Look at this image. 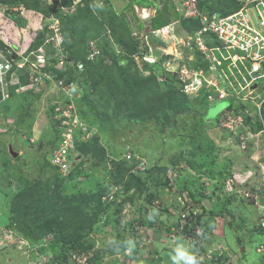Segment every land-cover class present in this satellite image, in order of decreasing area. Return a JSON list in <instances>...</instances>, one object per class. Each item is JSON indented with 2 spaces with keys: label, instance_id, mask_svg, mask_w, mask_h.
Listing matches in <instances>:
<instances>
[{
  "label": "rangeland",
  "instance_id": "374dc122",
  "mask_svg": "<svg viewBox=\"0 0 264 264\" xmlns=\"http://www.w3.org/2000/svg\"><path fill=\"white\" fill-rule=\"evenodd\" d=\"M3 1L0 3H4ZM39 1L42 7L55 8L59 5L58 0ZM159 2L161 5L163 4L162 0H96L93 10L94 19L97 21L95 24H101L105 29L104 32L97 31L95 35L87 39L86 43L80 39H71L72 44L81 46L86 51L87 60L94 61V63H98L112 51L114 57L109 59L106 65L117 80L114 78H110V80L113 81L115 88L116 86L122 88L123 95L119 96L118 100L129 102V104L118 107L116 102L103 103L99 101V96L90 89L91 81L88 78L82 80L81 74L84 72L82 70L84 68L78 69L81 65L77 64V66L74 65L76 68L74 74L76 75L70 76L69 82L67 78L62 79L69 86L65 87L58 80L49 86L48 78H44L41 85H34L30 81L28 86H24L26 91L22 88L18 91V93L23 91L21 93L25 95H21L23 99L20 102L13 101L7 110L0 109V237L4 236L0 241V264L57 263L61 244H54V239L59 234L56 232L46 234V231H40L39 234L34 232L32 238L29 239L26 238L28 236L26 232L18 230V228H9L11 223L17 222L13 216L19 218L20 213L24 211V205L18 202L23 203L26 200L25 202L30 203L32 198H34L35 205H41L39 211L47 213L48 218L37 220L35 215L32 220L27 215L28 221L25 224L29 228L39 227L40 229V223L49 219L53 222L56 218L61 221H70L72 224L76 221L84 232L95 211L98 210L99 215L93 232L82 241L91 249L86 251L80 248V250L72 252L68 263L65 264H92V259L96 258L97 251L100 252L98 264H186L180 258L182 251L194 255L197 264H263V255L257 252V248L264 244V231L260 228L263 211L254 205L258 201L244 199V192L251 191L252 186L260 185L261 172L259 171L257 176L253 175L257 182L253 179V183L250 181L246 186L242 184L246 182L249 175L246 176L244 173L246 167L251 168L256 165L254 158L262 159L264 157V137L262 135H257V138L251 137L247 128L241 133H235L240 139L242 135L245 136L246 147H250L246 149L243 144L235 142L236 136L230 137L229 134L227 136L222 134L218 124L224 123L225 116L223 115L229 113L227 106L229 100L218 101L214 96L209 99L210 94L206 88H203V91L197 89L196 92L185 88L188 92L186 94L183 90L184 85L178 81L180 79L178 74L173 75L176 78L174 83L187 96V101L183 100L185 106L181 110L179 108L174 110L170 105H152L150 102L145 106L134 105L130 101L133 96L126 86L125 79L118 73L116 74L112 68H125L130 56L124 50L123 43L116 41L111 30L115 13L118 14L119 21L130 18L128 21L129 23L132 21L131 35L135 32L142 33L146 29L145 25L151 26L149 23L152 20L158 22L159 26L170 23L163 15H157L152 6L148 7L151 16L144 22L136 18V12L139 14L142 10L141 6L156 5ZM6 5L10 11L21 8L25 13L23 15L20 10L18 13L6 12L0 5V36L10 45H20L18 52H24L27 56L29 54H27L29 48L27 43L29 45L31 42L26 43V39L34 40L39 33H44L49 39H52L56 36L57 28H59L60 32L64 34L62 21L54 15L45 17L44 13L41 14L34 9L30 11L22 3L13 6ZM78 8L82 10L81 8L84 7L78 6L75 10L69 9L68 12L76 11V17L81 27L85 24L91 27L90 20L83 17ZM173 8L174 6H172V11L175 13ZM70 27L71 25L66 22L64 29H70ZM171 27L172 35L179 39V34L173 33V29L178 28L173 25ZM155 28L156 26L153 25L152 29ZM164 33H166V29ZM157 34L163 35L162 32ZM94 36L97 37L94 38ZM134 38L135 36L132 37V39ZM144 39L141 35L135 40L139 51L136 53L142 62H144L142 59L144 55L159 57L162 56L159 52H162L163 49L168 51L174 49L176 55L180 54L183 49L182 46L173 47V42L169 43L167 48L161 47L158 38L153 41L146 39L149 43V47H146ZM25 43L28 48L22 49L21 47ZM44 50L47 51V55H42L43 57L40 58H47V56H51V51H54L41 48L33 51L36 52L35 58ZM93 50L97 53V57L92 54ZM53 53L52 58L63 59L69 67H71V63L73 65L70 58L66 57V52L60 51L59 55ZM61 54L63 55L61 56ZM224 55H227L226 52ZM138 62L141 64L138 71L142 79L138 80L140 88L134 86L135 94L140 89L154 84L155 77L157 83L161 81V84L159 83L161 92L168 93L169 88L165 80L171 81L170 72H166L163 67L156 66L157 64L148 65ZM170 62L173 65L172 60ZM201 62L202 60H199V63ZM38 66L47 70L42 64H38ZM243 68L241 66L236 73L227 75H232L238 80L232 79L231 84L236 91L233 92L231 89L230 94H246L251 99V96L255 95H251V91L248 89L245 91L248 77ZM134 73L138 74L135 70ZM53 79L55 80L52 75L51 80ZM224 79L226 80L227 77ZM110 80L108 79V81ZM262 83L264 80L260 81V84ZM192 88L195 89V87ZM29 90L33 92L26 95ZM258 96L259 93L255 97ZM113 101L115 100L113 99ZM91 102H96L95 104L98 106ZM85 110L87 111L85 112ZM87 112L91 114L89 117ZM7 115L8 117H6ZM49 115L54 117V125L56 124L59 130V132L57 131L60 133L59 137L71 138L69 143H72V146L68 147L69 153L66 160H70L72 170L75 168L78 171L76 182L71 180L73 173L71 169L68 168V172H63L61 167L53 162V153L57 149L55 147L57 142L55 141L56 132L48 124ZM65 124L69 125L68 129L60 130ZM78 139L84 141L77 142ZM89 139H93L91 144L94 145H92L93 148L89 147L90 151L85 153L84 147L82 149L75 147L77 143H84ZM10 147L18 153L17 158L10 154ZM216 148L220 166L225 165L221 162L227 159L231 160L232 166L229 165V171H224V173L232 172L233 176L223 182L224 190L214 198L216 212L209 215L205 213V219L209 220L207 223L209 233L202 237L201 247L197 248L181 234V228L186 223L182 216L186 215L187 217L192 211L203 213V209L201 204L195 205L189 195L183 196L185 191L182 189L190 180L197 177H201L200 183L207 187L203 191L205 195L210 194L209 186L215 185L216 182L220 184V181L211 180L207 175L214 171L215 164L212 160ZM121 161L130 164L136 162L133 165L134 173L144 171L147 167L156 169L154 171L156 182L149 179V189L143 188L141 196H135L133 203L119 204L122 197L115 200L125 183L124 185L110 186V193H105L98 203L84 205L78 212L74 211V207L78 205L76 202L68 205V201L62 199L63 197L71 199L77 195L89 196L102 187L104 188L110 181L109 171L112 170L115 163ZM223 167L225 168L227 165ZM175 169L183 171L184 176L181 175V179ZM56 172L64 179L61 180ZM198 173H202L203 176ZM159 179H162L165 188H159ZM238 179L241 181L239 182ZM124 180L127 181V177ZM228 180L230 181L228 182ZM227 184L229 185L227 186ZM231 190H235V192H229ZM150 191L154 194L165 192L166 196L158 194V198L160 199L162 196L163 201L149 203L144 198L147 193H151ZM259 191L261 192L262 189L260 188ZM23 193L24 196L21 195ZM131 193H135V190L133 189ZM174 195H178L177 201L181 199L185 209L182 210L175 205ZM113 198L116 202L110 204L111 201H114ZM261 201L264 203L263 197ZM159 203L161 207L162 204L163 206L167 205L168 212L160 215L161 209L156 207ZM55 204L56 207H54ZM195 206L197 209L194 208ZM14 208L16 209L15 214H13ZM27 214L29 213L27 212ZM157 215L161 216V223H157L155 227L150 226L149 223L153 221V216ZM172 224L176 227L173 228L174 232H171L172 228H169L170 235L165 228Z\"/></svg>",
  "mask_w": 264,
  "mask_h": 264
},
{
  "label": "trees",
  "instance_id": "16d2710c",
  "mask_svg": "<svg viewBox=\"0 0 264 264\" xmlns=\"http://www.w3.org/2000/svg\"><path fill=\"white\" fill-rule=\"evenodd\" d=\"M3 2L5 4L10 5V6L22 3L30 11H31V9L37 10L38 12H41V14L44 13L45 17L54 15L55 17H57L58 19H60L62 21L63 33H64L63 39L65 42V45H63V47H65L67 52L69 53L68 57L73 62V65L71 63V67H69L66 71H62L60 69L58 70L59 60L51 57L52 53L55 52V50L51 51V53H50L51 59H50V61L47 60V63L44 65L45 69H47L48 71L54 72L53 76H54L55 80L51 81V82H47V84L49 86H52L54 84V82H56V80L63 81L64 80L63 78H67L68 82H69L70 76L72 77L73 75H76V74H74L75 73L74 70H76L74 65L77 66V64H80L81 66L78 69L84 68V69H82L84 72H82V74H81L82 80L88 78V80L91 81L90 82L91 85L89 84L90 89H92V91L95 92V94H97L99 96V101H101L103 103L116 102L117 103L116 106H118V107L126 106L127 104H129V102H122L123 100L122 101L118 100L119 96L123 95L122 88H118L117 86L115 88L113 81L110 80V78H114L115 80H117L116 77L111 73V71L109 72V69L106 65L107 62L109 61V59H113V57H114L112 51L110 52V54L108 56L103 57V59H101V61H98V63H94V61L91 62V61L87 60V53L85 50H83L81 48V46L74 45L71 43L72 38L77 39V40L80 39L84 43H86L87 39L92 37L93 35H95V33L97 31L98 32H104L105 29L101 26V24H99V25L95 24V22H97L94 19L95 16H94V11H93L95 6H96L95 0L87 1L86 4L83 6L84 8H81L82 10L79 9L80 7L78 8L82 12L81 13L82 16L90 20V23L92 25L91 27H88L87 24H85L83 27H81L79 25V20L76 17V12L74 13L75 14L74 15V14L69 13L67 9H64V7L71 6V0H62L64 7H60L58 5L55 8H51L49 6L42 7V6H40L39 0H4ZM162 2H163L162 5L159 2L156 5H153V4L147 5V7L152 6L155 9L157 15H159V14L163 15L170 22L178 19L179 16L176 15L172 11V6H173L172 1L171 0H162ZM199 5L203 11L206 10L207 12L212 13V14L216 13L219 15H228V14H231V13L239 10L244 5V2L239 1V0H200ZM117 15L118 14L115 13V15L113 16V17H115V19H113L114 23H113V27L111 26V30L113 32V35H115L116 41L119 43H123V47H125L124 50L127 51V54L133 55L134 53H136L138 51V47H137L138 45L135 42L136 39L135 38L132 39V37H131L130 25L132 24V21H130V23H129V21L126 20V18L124 19V21H119L120 18H118ZM66 22L68 25H71L70 29H66V28L64 29ZM22 24L25 25L24 22H22ZM153 25H155L156 28L162 27V26H159V23L156 22L155 20H152V26ZM163 26H165V25H163ZM182 26H184L190 32H193L194 30L201 27L199 22L191 21V20L182 21ZM66 31H67V34H66ZM96 37L97 36H94V38H96ZM47 38L48 37L46 36V34L39 33L37 35L36 39L34 40V42L29 47L27 53L32 52L34 50H37L39 47L44 45ZM158 43L163 45V43L160 41H158ZM0 47L1 48L5 47L4 42L1 39H0ZM51 47L52 46L49 45L47 48L53 50ZM139 50H140V45H139ZM81 60L85 64H83ZM198 60H201L200 55H198ZM65 64H67V63H65ZM146 64H148V63H146ZM156 66H158V65H156ZM263 67H264V65H263ZM112 68L114 69L116 74L118 73L119 76H121L122 78L125 79V82L127 83L126 86L131 91V94L133 96L132 97L133 99L130 100L132 104L139 105V106H145V105H148L150 103L152 105L163 104V105L172 106L173 107L172 109H174V110L178 109V108L181 110L183 108V106H185L183 100L185 99L187 101V96L182 92V90L180 88L177 87L178 85H176L174 83L175 78L173 76L170 77L171 81H167V84H166V85H168V88H169L168 93H162L161 92L159 82L157 83L156 77H155L154 84H151L149 87H144L143 89H140V91H138L135 94V89L137 88V86L140 88V86H139L140 82H138V80L142 79V77H140L139 71H138V66L134 62V60L131 58V56H129L128 64L126 65L125 68H119V69H118V67H112ZM134 70L137 71L138 74L134 73ZM22 76H21L22 77L21 84L11 88V90L9 91V97L7 99L2 101L1 96H0V105H1L0 109L5 108L7 110L10 103H12L13 101L20 102V100L23 99L22 96H25L24 93L23 94L21 93L23 91L18 93V90H20L22 88V90L26 91V87H24V86L29 85V77L27 75H25V76L22 75ZM108 79L110 81H108ZM73 80H74V77H73ZM148 81H150V80H148ZM62 83L65 87L69 86L67 82L65 83V81H63ZM27 92L28 93H26V95L32 93L33 91L29 90ZM113 99L115 101H113ZM227 100H229L227 103L228 109L231 110L232 112H235V113H238L239 111L244 112V110L246 108H248V107L250 108L249 103H244V102H242V101H240L234 97H229V98H227ZM95 103L96 102H91V104H93V105ZM96 106H98V105H96ZM86 111L87 110H85V112ZM86 114L88 115V117L91 115L88 112ZM262 114L264 117V104L262 106ZM229 115H230V113L224 114L223 116H225L224 118L226 119V118H228ZM243 116H244L245 124L250 127V130L252 132L258 133L262 130V124L260 123V121L253 123L254 118L247 117L245 114H243ZM6 117H8V115ZM48 120H49L48 124L50 125V127L52 126L56 132L55 133V141L57 142L60 139V137H59L60 133H58L59 130L57 129L56 124L54 125V117L52 118L49 115ZM219 124H221V123H219ZM219 124H218V126L220 127ZM92 140L89 139V140L85 141L84 143H77V145L75 147H77L79 149L80 148L82 149L84 147V152L86 153V151H90L89 147H92V145H93V144H91L93 142ZM79 141L80 140L78 139L77 142H79ZM235 142L240 144V141L238 139H235ZM248 148H250V147H248ZM215 151L216 152H214V157L212 160V162L215 164V168L213 169L214 171L212 173H209L207 175L209 176V179H211V180H217L218 182L220 181V184H217V182H216V184L213 185L212 187H210V188L208 187V190H210V194H208V195H210V196L205 195L203 193V191L205 190V188L207 189V187H204V185H202L200 183L201 177H197V178H194V180H190L187 183L186 187L184 189H182V190L188 192L189 198L192 200V202L195 205L201 204V208L203 209V213H197V211L196 212L192 211V213L186 217L187 224H185L184 230L182 233L185 236V238H187V239H188V237H194L195 241L193 242V244H195V247H197V248L201 247L202 240H203L202 237L206 236L209 233V229L207 226V223L209 222V220L205 219V217H206L205 213L207 215H209L211 213L213 214L216 212L217 209H216V206L214 204V198H216V196L219 194V192H222L224 190V183L223 182L227 178L233 176L232 172L231 173H228V172L224 173V171H229V168H230L229 165H231V163H232L231 160L227 159L226 161L221 162V164H225V165H227V167L224 168L223 166H225V165L220 166L219 165V159L217 156V148ZM263 160H264V157L260 161H263ZM134 164H136V162H134L133 164H130L126 161H121V162L115 163L114 166L112 167V170L109 171L108 176L110 178V181L108 182V184L106 186H104V188L102 187L101 189H99L100 191L98 190L100 193L98 191H96L94 193H91V195H89V196L77 195V196L72 197L71 199H68L65 197H63L62 199L65 201H68V205H71L72 202H76L78 205H76L74 207V211L78 212L79 209L81 207H83L84 205L88 206L89 204H92L93 202H94V204L98 203V200L99 199L101 200V198L103 197V195L105 193H110V186H113V185L119 186L120 184L124 185V183H125L123 189L121 191H119L115 200H117V198H119V197H122V199H120V201H119V204L133 203L135 196H137V195L139 197L141 196V190H143V188L149 189L148 188L149 179H151V181H153V182H156L155 181L156 176L154 173V171L156 170V169H154L155 167H153V168L147 167L144 171H136L134 173L133 172V165ZM248 168L249 167H247L246 170ZM70 169L72 170L73 168L70 166ZM175 171H176L177 175L179 174L178 175L179 179H181V175L184 176V173L182 170H181V173H178L177 169H175ZM72 172L73 173L71 175V180L76 182L78 171H77V169L74 168V170H72ZM195 174H197V173H195ZM198 174H200V176H203L202 173H198ZM56 175L58 177H60L61 180L64 179L60 176V174L58 172H56ZM125 177H127V181L124 180ZM198 178H200V179H198ZM197 180H199V181H197ZM158 184H159V188H165L164 183L162 182V179H159ZM246 185H248V184H245L243 186H246ZM133 189L135 190V193H131V191ZM156 194H154L153 192L147 193L144 200L146 202L152 203V202L160 201V200L163 201L162 196H160V199L158 198V194H162V195L164 194L163 196L164 197L166 196L165 192L164 193L157 192ZM21 195L24 196V193ZM142 196H143V194H142ZM174 197H175L174 200L176 201L175 205L182 210L185 209V206L182 205L181 200L177 201L178 195H174ZM21 199L24 201L23 198H21ZM33 199L34 198H32L30 203L25 202L26 200L23 203L18 202L19 204L24 205V211L20 213L19 218H16L17 216H15V215L13 216V218L17 222L11 223V225H9L10 226L9 228H18V230H22L23 232H26V234L28 236L27 237L25 236V237L29 238V239L32 238V236H33L32 234L34 232H37L39 234L40 231H46V234L50 233V232L51 233L56 232L57 234H59L54 239V244H58V243L61 244V247H60L61 249L59 251V255L57 258V263H55V264L68 263V260L71 256L72 252L80 250V248L83 250H86V251L91 249V247L86 246V244L82 243V241L85 237L89 236L91 234V232H93L94 224L97 222L98 215H99L98 210L95 211L92 219H90V221L88 223V227L86 228V231H84V232H83L82 227L80 226V224L78 222L74 221L72 224V222H70V221H67V220L61 221V219L57 220L56 218L53 222H52V220L49 219L48 221H46L44 223H40V225H39L40 229H39V227L38 228H29L25 224L28 221L27 215L29 217H31L32 220L34 219L35 215L38 218L37 220H44V219L48 218L47 213H42L39 211L41 205H38V206L35 205L34 204L35 201H33ZM205 199H208L212 203V209L211 210L207 209V207L203 204V201ZM113 200H114V198H113ZM115 200L113 202L111 201L110 204L116 202ZM54 207H56V204ZM156 207L161 209L159 212L160 215L163 214L164 212H168L167 205L163 206V204H162V207H161V205L159 203L156 205ZM194 208L197 209L196 206ZM15 211H16V209L14 208L13 214H15ZM27 212L29 214H27ZM160 215L159 216L158 215L153 216L154 219H153V221H151L149 223V225L155 227V226H157V223L158 224H159V222L161 223V221H160L161 216ZM163 225H164V222H163ZM159 227L161 228L160 225H159ZM168 227L172 228V227H176V225L173 224V225L168 226ZM165 229L171 235L170 229L169 228H165ZM197 229H200L202 231V235L196 234ZM99 253L100 252L97 251L96 258L94 257L92 259V264H98Z\"/></svg>",
  "mask_w": 264,
  "mask_h": 264
},
{
  "label": "built area",
  "instance_id": "2783aa9c",
  "mask_svg": "<svg viewBox=\"0 0 264 264\" xmlns=\"http://www.w3.org/2000/svg\"><path fill=\"white\" fill-rule=\"evenodd\" d=\"M58 1L62 2V0ZM87 1L89 0H71V6L64 7V9L75 10V8L78 6L83 7ZM174 2L178 4L176 5V11L179 13V16L181 15L186 19H198L202 24V27L200 29L198 28L194 30L193 34L187 37V39L182 38V30L180 28L177 31L176 29H173L174 32L176 31L179 34V40L182 42L180 45L186 44L190 46L186 48V50L180 51V53H192L194 54L195 58L200 55L202 62L204 64H208L207 69L205 68V65H203V67L206 69V76L215 81L213 82L205 80L202 76L193 77L184 71V68L172 69L170 60L173 59V57L163 59L164 55H168L167 49L163 50L164 55L162 54V56L159 57L153 55H144L142 57L143 61H152L154 63H158L160 60H162V67L164 69L165 67L167 68L165 69L166 72L174 73L176 75L178 74L180 79L198 83V89L200 91L203 88H206L210 94L208 96L209 99H212L214 96V98H217L218 101L226 100V97L229 96L230 92L232 91L229 90L231 89L230 86L225 87L221 85L222 82L227 80L219 79L220 76H227L228 74L236 73L241 66H246L247 62L251 63L252 59L264 58V0H246L244 5L237 13H233L222 18H217V16H214L213 19L202 15L203 12L199 8L200 0H174ZM165 29L166 33H163L165 39L162 38V40H167L172 36V30L170 31L168 28ZM152 33L156 34L154 32ZM0 39L5 45L4 48L0 47V96L2 101L9 97V91L12 87L21 84L23 77L22 75H27L29 77V83L31 81L34 85H41L44 81V78H48V82L54 81V79L51 80L53 75L52 72L44 70V68L42 69V67H39L37 63L33 62L38 61V63H45L46 60L51 59L50 56H47L46 59L40 58L42 55H45L42 54L37 58L34 57L31 59V57L26 56L24 52L18 53L16 50L13 51V46L4 40L3 37L0 36ZM215 41L217 42L215 43ZM48 42H51V40ZM223 42L226 44V47L224 46ZM54 44H59L61 47H63L62 39L60 37L55 41ZM211 44L213 46L208 48V46ZM196 46H198L199 49L196 48ZM62 50L63 48H60L56 49L55 51L60 52ZM225 50H235V53L243 55V57H241V59H235V55L225 56ZM15 53L18 56L16 60L13 59V55ZM215 53H218V55ZM29 54H32V52ZM62 55L63 54H61V56ZM205 55H207V58ZM20 56L23 57L20 58ZM139 61L142 63V60ZM223 62H229L231 65L223 64ZM137 64L141 66L139 62ZM257 67H259V65L253 66V68ZM68 68L69 66L66 65L60 58L58 69L66 71ZM250 73H252V71H250ZM211 75L212 77H210ZM263 76L264 75L259 76L258 78ZM253 79L251 81H253ZM62 82L63 81H60L61 84ZM186 88L193 90L194 92L197 91V88ZM231 113L232 114L228 119H232L233 112ZM228 119L224 124L225 128L227 127L232 129L234 126L232 127L231 123L237 124L240 122L239 118H234L232 122H229ZM68 127L69 125L65 124L62 126V128H60V130H67ZM69 140H71V138H64L62 144L57 145V149L54 152L53 162L60 166L63 172H68V162L66 161V156L68 155L69 151L68 146L66 145L69 144ZM254 159H256L255 162L258 163L261 169L260 184L262 189H264V160L260 161L261 159ZM248 174V178L252 177L251 175H253V172H249ZM255 199H257V196H255ZM258 206L264 210V205L258 204ZM182 217L186 222L185 224H187L186 215H183ZM261 224L264 230V219L262 220ZM184 226H182V230H184ZM201 232L202 231L200 229L196 230L197 235H199ZM189 240L194 242L195 238L189 237ZM258 252L264 255V244L259 246Z\"/></svg>",
  "mask_w": 264,
  "mask_h": 264
},
{
  "label": "bare ground",
  "instance_id": "6f19581e",
  "mask_svg": "<svg viewBox=\"0 0 264 264\" xmlns=\"http://www.w3.org/2000/svg\"><path fill=\"white\" fill-rule=\"evenodd\" d=\"M3 0H0V2H2ZM172 1V0H171ZM246 1V0H245ZM250 1V0H249ZM173 6H174V11H175V14H179L177 11H176V5H178L177 3H175L174 2V0H173ZM0 5L4 8V11H6V12H19V10H20V13H22L23 15H25V13H24V10H21V8L20 9H13V11H10V9H9V7H7V5L6 4H4V3H0ZM59 6L60 7H64L63 6V2H59ZM26 8V7H25ZM199 8H200V5H199ZM140 9H142L141 10V12L138 14L137 12H136V18H138V19H141L142 20V22H144V20L145 19H147V18H149L150 16H151V11L150 10H148L149 8L147 7V6H141L140 7ZM200 10L203 12L202 13V15L203 16H207L208 18H211V19H213V17L214 16H217V18H222V17H226V16H229V15H231V14H233V13H237L239 10H237V11H235V12H233V13H231V14H228V15H219V14H212V13H209V12H207L206 10H202L201 8H200ZM139 11V10H138ZM76 12V11H75ZM75 12H73V13H71V14H74ZM156 12V11H155ZM1 15V14H0ZM5 15V14H4ZM144 15H148L147 17H144ZM21 16V15H20ZM179 16V15H178ZM153 18V17H152ZM193 18H195V17H193ZM130 18L128 17V20H129ZM184 20H191V21H196V22H199V24H200V26L202 27V24H201V21L200 20H198V19H186V18H184L183 16H179V18L178 19H176V20H173V21H171L169 24H167V25H165V26H162V27H160V28H155V29H152V22H150L149 24L151 25V26H146L145 25V30H143V32L142 33H138V32H135V34H132L131 36L132 37H134V36H136L135 37V39L139 36V37H141V35H143V37L145 38L144 40L146 41V39L147 40H157V38L163 43V45L161 46V47H165V48H167V45L169 44V43H171V42H173V47H183V49L182 50H186V48H188V47H190L189 45H186V44H181V45H176V44H180V40L178 39V38H176V36H171V39L169 38V39H167L169 42H166L165 40H162V38L163 39H165V36H164V34L163 35H158L157 33L158 32H162V33H164V31H162L163 29H165V28H168L170 31H171V29H172V27H171V25H173V26H175V27H177L178 29L180 28L182 31L183 30H185V31H187V33H188V36L187 37H189V36H191L192 34H193V32H190L189 30H187L184 26H182V21H184ZM200 27V28H201ZM199 28V29H200ZM178 29H176V31L178 30ZM175 31V32H176ZM181 31V32H182ZM152 32H154V33H156V34H153ZM174 32V33H175ZM144 33V34H143ZM141 34V35H140ZM155 35V37H153ZM171 35V34H170ZM182 36V35H181ZM60 38H62L63 39V37H60ZM183 38V37H182ZM187 39V38H186ZM50 40V39H49ZM64 40V39H63ZM217 41H215V43H216ZM224 43V42H223ZM49 45H51L52 47H53V49L54 50H56V49H60L61 48V45H59V44H51V42H48V41H46L45 42V44H44V47H48ZM13 46V48H12V50L13 51H19V48L18 47H20V45H12ZM145 46L146 47H149V43H148V41H146V43H145ZM213 45L211 44L210 46H208V48H210V47H212ZM224 46L226 47V44L224 43ZM196 48H198V46H196ZM144 49V48H143ZM177 49V48H176ZM199 49V48H198ZM163 50H166V49H163ZM178 50V49H177ZM93 52L94 53H92V54H94L95 56L94 57H97V53L93 50ZM224 52H226V54L227 55H235V59H241V57H243V55H240V54H238V53H231V52H235V50H228V51H224ZM18 53H20V52H18ZM29 53H31V52H29ZM159 53H161V54H163V51L162 52H159ZM28 54V53H27ZM54 54H58L59 55V53L57 52V51H55L54 52ZM137 54L138 53H134L133 55H130L131 56V58L134 60V62L137 64L138 63V61H139V59H138V57L139 56H137ZM215 54H217L218 55V53H215ZM15 55L17 56V54L15 53ZM164 55V54H163ZM172 55V56H171ZM27 56H29V57H31V59H33L35 56H36V52H33L32 51V54H28ZM89 56V55H88ZM143 56V55H142ZM23 56H20V58H22ZM43 57V56H42ZM66 57H68V55H66ZM164 58H172L173 57V59H171L172 60V62H173V65H171V67H172V69H181V68H184V71H186L189 75H191V76H193V77H198V76H202L205 80H209V81H215V80H213V79H211V78H208L207 76H206V74H205V71H206V69L199 63V60H198V58H195V56H194V54H192V53H187V54H174V49H171V50H169L168 51V55H164L163 56ZM205 57L207 58V55H205ZM209 57H211V56H209ZM17 58H18V56H17ZM16 58V59H17ZM37 58V57H36ZM212 58V57H211ZM14 59V58H13ZM15 59V60H16ZM46 59V58H45ZM264 58H260V59H252V61H251V63H249V62H247V65L246 66H243L244 68V71H245V73H246V76L248 77V84H247V86L245 87V91L248 89L249 91H251V95H257L258 93H259V96L258 97H255V96H251L252 98L251 99H249V97L245 94V95H236L235 93H233V94H229V96H227L226 98H229V97H234V98H236V99H238V100H240V101H242V102H244V103H249V105H250V108L251 109H249V107L248 108H246L245 110H244V112L243 111H239L238 113H235V112H233V116H232V119H228V121L229 122H232V120L234 119V118H239V123H237V124H234V123H231V125H232V129L231 128H225V132H226V134H229L230 135V137H234V136H236V139H238L239 141H240V144H243V146L246 148V149H248L247 147H246V142H245V136L244 135H242L241 136V139L235 134V133H241L242 131H245V128H247L248 130H249V132H248V134L251 136V137H255V135H262V137H264V117H263V114H262V106H263V104H264V83H262V84H260V81H263L264 80V76L263 77H261V78H258L259 76H262V75H264V67H263V65H264V60H263ZM57 60H59V62H60V58L59 59H57ZM63 60V59H62ZM34 63H37V64H42V66H44L46 63H47V60H46V62L45 63H41V62H39L38 63V61H33ZM142 63H145V62H142ZM154 62H152V61H149V64H153ZM154 64H157L158 66H160V67H162V60H160L158 63H154ZM223 64H228V65H231V63H229V62H223ZM254 65H259V67H257V68H253V66ZM137 66H138V64H137ZM138 68H140V66H138ZM165 69H167L166 67H165ZM30 71V70H29ZM250 71H252V73H250ZM170 75V77H172L173 75L172 74H169ZM148 76H150V74H148ZM174 77V76H173ZM220 77H227V81H229V82H227V81H224V82H222L221 83V85L222 86H227L228 84H230V86H231V89L233 90V92H235L236 91V89H235V87L233 86V84L231 85V81H232V79H236V78H234L232 75H230V76H224V75H221ZM175 78V77H174ZM224 78H219V79H224ZM231 78V79H230ZM254 78V79H253ZM253 79V81H251ZM157 80L159 81V79L157 78ZM165 80V79H164ZM164 80H163V82H164ZM175 80H176V78H175ZM165 81H168V80H165ZM178 81H179V83H181V84H183L184 85V87H183V90H184V92L186 93V94H188V92L185 90V88L186 87H195V88H197L198 89V83H196V82H190L189 80H183V79H178ZM236 81H238L237 79H236ZM161 81H159V83H160ZM219 82H221V81H219ZM187 89V88H186ZM231 89H229V90H231ZM200 91V90H199ZM240 97V98H239ZM257 100V102H255ZM246 111V112H245ZM243 114H245L247 117H252V118H254V120H253V123H255V122H257V121H260V123L262 124V130L260 131V132H258V133H254V132H252L251 130H250V127L249 126H247L246 124H245V121H244V116H243ZM247 132V131H246ZM223 134H225V133H223ZM63 138H60L58 141H57V143H56V145H55V147L57 146V145H60V144H62V142H63ZM80 141H84V140H80ZM87 141V140H86ZM66 146H68V147H70L71 148V146H72V143L70 144H67ZM93 148V147H92ZM55 152V151H54ZM54 154V153H53ZM264 154V153H263ZM54 156V155H53ZM66 158H67V156H66ZM67 162H68V168L70 169V166H71V164H70V160H66ZM56 165V164H55ZM145 170V169H144ZM181 170V169H180ZM177 172H178V169H177ZM248 175V173H246V176ZM230 180H228V182H229ZM244 185L245 184H249V182L247 181V182H245V183H243ZM213 185H211V186H209V188L210 187H212ZM185 195H188V192L187 191H185V193H184V195L183 196H185ZM183 204H185V203H183ZM261 220H262V218H261ZM167 228H170V227H167ZM6 232H8L7 230H6ZM171 232H174V230L172 229V231ZM3 238H4V236H1L0 237V241H2L3 240ZM6 240V239H5ZM1 244H3V243H1ZM259 248V247H258ZM258 248H257V251H258ZM213 258V257H212ZM217 259V258H216Z\"/></svg>",
  "mask_w": 264,
  "mask_h": 264
},
{
  "label": "clouds",
  "instance_id": "9594fccd",
  "mask_svg": "<svg viewBox=\"0 0 264 264\" xmlns=\"http://www.w3.org/2000/svg\"><path fill=\"white\" fill-rule=\"evenodd\" d=\"M242 2H245V1H242ZM58 29V32L56 33V36L54 37V38H52V39H50L51 40V44H53L54 45V43H55V41L59 38V37H63V34L60 32V29L59 28H57ZM51 30H53V29H51ZM36 37H37V35H36ZM36 37H35V39H36ZM64 38V37H63ZM34 39V40H35ZM62 39V38H61ZM34 40H32V39H29V38H27V40H26V43L28 42V41H30L31 43L28 45V43H27V46L28 47H30L31 46V44L34 42ZM46 41H49V37L47 38V40ZM63 45H65V42H64V40L62 39V46ZM27 47V48H28ZM41 48H47V47H44V45H42L41 47H39L37 50H40ZM52 49H53V47H51ZM61 48H63V50L62 51H64V52H66V55H69V53L67 52V50H66V48L65 47H61ZM29 49V48H28ZM54 50V49H53ZM34 51H36V50H34ZM42 54H45V55H47V51L46 50H44L43 52H40L38 55H37V57L38 56H40V55H42ZM198 58V57H197ZM201 60H202V58H201ZM145 63H148L149 64V62H145ZM202 66L203 65H205V68L207 69V66H208V64H204L203 62H201L200 63ZM170 74H172V75H176V74H174V73H170ZM203 90V89H202ZM201 90V91H202ZM224 101V100H223ZM232 111L231 110H229V113H230V115L232 114L231 113ZM229 115V116H230ZM229 116H228V118H229ZM228 118H226L225 120H224V123H222V124H219L220 125V127L218 126V128H219V130L221 131V133L223 134V133H225V135L227 136V134H226V132H225V127H224V124H225V122L227 121V119ZM222 125H223V127H222ZM225 136V137H226ZM251 162V161H250ZM252 163V162H251ZM256 165H254V166H252L251 168L249 167L247 170L245 169V172L244 173H249V172H253V175L255 174V176H257V174H258V172L260 171L261 172V169H260V167H259V165H258V163H256V162H254ZM247 168V167H246ZM179 173V172H178ZM253 175H251L252 177H249V178H247L246 179V182L248 181V182H252L253 183V179H254V176ZM254 180H256V178L254 179ZM256 182H257V180H256ZM228 186V185H227ZM226 186V187H227ZM253 188H255L254 190H253ZM262 189V187H261V184L259 185L258 184V186L257 187H255V186H252V189H251V191H246V192H244V199H250L251 201H258L257 203H254V205L256 206V207H258V208H260L262 211H263V214H262V216H261V218H262V220L264 219V210L261 208V207H259L258 206V204H260V205H264V203L261 201V198L263 197L264 198V189H262V191L260 192L259 191V189ZM253 190V191H252ZM229 192H235V190H231V191H229ZM174 194H175V192H174ZM255 196H257V199H255ZM181 200V199H180ZM205 200H208V199H205ZM204 204V203H203ZM211 205H212V203H211ZM212 209V208H211ZM210 209V210H211ZM262 220H261V223H262ZM173 225V224H172ZM172 228H174V227H172ZM260 228L263 230V228H262V224H260ZM264 231V230H263ZM182 233H183V230H182ZM181 233V234H182ZM202 233V232H201ZM188 239H189V237H188ZM191 243H193V242H191ZM258 252V251H257ZM259 253V252H258ZM261 254V253H260ZM263 255V254H262ZM180 258L181 259H183L185 262H186V264H197V260H196V257L194 256V255H190V254H187L186 252H180ZM263 264H264V255H263Z\"/></svg>",
  "mask_w": 264,
  "mask_h": 264
},
{
  "label": "water",
  "instance_id": "95a60500",
  "mask_svg": "<svg viewBox=\"0 0 264 264\" xmlns=\"http://www.w3.org/2000/svg\"><path fill=\"white\" fill-rule=\"evenodd\" d=\"M240 1H245V0H240ZM147 16H148V15H144V17H147ZM181 35H182L183 39H186L187 36H188V33H187V31L183 30V31L181 32ZM13 58L16 59L17 56L14 54V55H13ZM10 154H11L13 157H15V158L18 157V153L14 152L13 149H12V147H10ZM178 172L181 173V170L178 169ZM203 203H204V205L207 207V209L210 210V209L212 208L211 202H210L209 200H204Z\"/></svg>",
  "mask_w": 264,
  "mask_h": 264
},
{
  "label": "crops",
  "instance_id": "0c3cea01",
  "mask_svg": "<svg viewBox=\"0 0 264 264\" xmlns=\"http://www.w3.org/2000/svg\"><path fill=\"white\" fill-rule=\"evenodd\" d=\"M23 30V29H22ZM14 35L16 36V33H14ZM6 37V36H5ZM27 40V39H26ZM22 49H26L27 47H26V43L23 45V47H21ZM254 138H257V135H255V137ZM239 180V179H238ZM241 181V179L239 180V182ZM242 185H244V184H242Z\"/></svg>",
  "mask_w": 264,
  "mask_h": 264
}]
</instances>
